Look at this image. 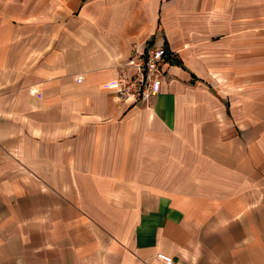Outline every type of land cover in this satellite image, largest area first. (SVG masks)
<instances>
[{"label":"crops","instance_id":"obj_1","mask_svg":"<svg viewBox=\"0 0 264 264\" xmlns=\"http://www.w3.org/2000/svg\"><path fill=\"white\" fill-rule=\"evenodd\" d=\"M167 80L121 102V64ZM264 264V0H0V264Z\"/></svg>","mask_w":264,"mask_h":264},{"label":"built area","instance_id":"obj_2","mask_svg":"<svg viewBox=\"0 0 264 264\" xmlns=\"http://www.w3.org/2000/svg\"><path fill=\"white\" fill-rule=\"evenodd\" d=\"M168 50L163 45H138L134 54L121 64L116 91L121 102H149L167 80L163 62ZM165 264H176L172 255L160 253Z\"/></svg>","mask_w":264,"mask_h":264}]
</instances>
